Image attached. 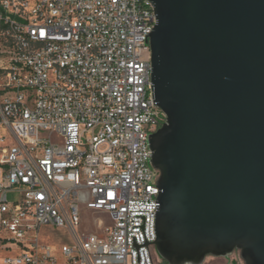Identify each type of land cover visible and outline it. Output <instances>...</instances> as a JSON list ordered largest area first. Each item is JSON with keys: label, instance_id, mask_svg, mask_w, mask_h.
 <instances>
[{"label": "built area", "instance_id": "2783aa9c", "mask_svg": "<svg viewBox=\"0 0 264 264\" xmlns=\"http://www.w3.org/2000/svg\"><path fill=\"white\" fill-rule=\"evenodd\" d=\"M156 22L152 0H0L4 264H156Z\"/></svg>", "mask_w": 264, "mask_h": 264}, {"label": "water", "instance_id": "95a60500", "mask_svg": "<svg viewBox=\"0 0 264 264\" xmlns=\"http://www.w3.org/2000/svg\"><path fill=\"white\" fill-rule=\"evenodd\" d=\"M156 247L174 264H264V0H152Z\"/></svg>", "mask_w": 264, "mask_h": 264}, {"label": "rangeland", "instance_id": "374dc122", "mask_svg": "<svg viewBox=\"0 0 264 264\" xmlns=\"http://www.w3.org/2000/svg\"><path fill=\"white\" fill-rule=\"evenodd\" d=\"M5 144H8L9 142H11V138L9 136H7V139L5 141ZM0 143L1 145H5ZM20 197V193H15L12 192L9 195L10 201H15L16 199H19ZM94 215L90 212H87L83 215V225L82 228L85 231L88 232H92V231H99V228H97L95 226L94 223ZM103 218H105V216H102ZM49 229H45L42 231L43 234L48 233ZM43 239L46 242H49L51 244H55V243H64L66 242V240L71 241L70 237H68L67 239L64 238L63 236V232L61 231H55L53 232L52 235H50L49 237L43 235ZM5 241L0 239V264H4L3 260L6 256L9 255H15L17 252V248L16 246L13 247L14 250H12V252H9V250H7L5 248ZM151 252L153 254V256L156 258V264H174L176 259H171V258H167L165 257V255L158 249L155 248L154 246L151 247ZM203 264H247V260L244 258L243 256V252L242 249L240 248H234L228 256L224 257V256H213L211 254H208L204 260Z\"/></svg>", "mask_w": 264, "mask_h": 264}, {"label": "crops", "instance_id": "0c3cea01", "mask_svg": "<svg viewBox=\"0 0 264 264\" xmlns=\"http://www.w3.org/2000/svg\"><path fill=\"white\" fill-rule=\"evenodd\" d=\"M12 250H14V249L12 248ZM12 250L10 249L9 252H12ZM16 250H17V249H16Z\"/></svg>", "mask_w": 264, "mask_h": 264}]
</instances>
